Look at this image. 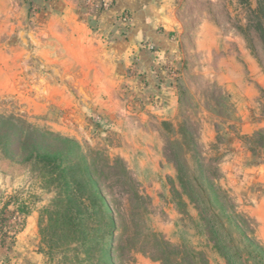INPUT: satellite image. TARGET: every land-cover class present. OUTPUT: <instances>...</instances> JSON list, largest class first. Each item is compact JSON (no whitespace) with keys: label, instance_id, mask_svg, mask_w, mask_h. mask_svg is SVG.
<instances>
[{"label":"rangeland","instance_id":"374dc122","mask_svg":"<svg viewBox=\"0 0 264 264\" xmlns=\"http://www.w3.org/2000/svg\"><path fill=\"white\" fill-rule=\"evenodd\" d=\"M176 3L175 94L147 129L129 117L122 133L117 117L86 107L83 90L70 96L76 112L0 95V118L80 142L75 160L81 169L89 162L112 217V264H227L217 234L245 258L246 235L264 246V0ZM50 170L0 146V264H23L22 255L106 264L100 244L86 252L69 205L55 203L63 182ZM106 221L89 220V229ZM86 236L102 242L106 231Z\"/></svg>","mask_w":264,"mask_h":264},{"label":"crops","instance_id":"0c3cea01","mask_svg":"<svg viewBox=\"0 0 264 264\" xmlns=\"http://www.w3.org/2000/svg\"><path fill=\"white\" fill-rule=\"evenodd\" d=\"M176 2L115 0L98 11L87 0H0V95L76 112L70 96L83 90L86 107L117 117L122 133L129 117L133 129H147V119L163 116L175 94L168 70L178 54ZM123 11L131 13L128 27L119 19ZM30 258L22 255L21 263L32 264Z\"/></svg>","mask_w":264,"mask_h":264},{"label":"trees","instance_id":"16d2710c","mask_svg":"<svg viewBox=\"0 0 264 264\" xmlns=\"http://www.w3.org/2000/svg\"><path fill=\"white\" fill-rule=\"evenodd\" d=\"M263 8L264 4L259 3L257 9L262 12ZM126 26L128 27L129 24ZM24 134L25 140L22 137ZM0 146L13 160H35L50 166L52 173H58V179L63 183L55 203L68 204L71 218L76 219L75 215L77 216V229L85 238L82 245L86 252L90 254V249H94L93 246L99 247L100 244V259L106 264H112V217L109 215L105 197L98 187V181L94 178L89 162L85 159L84 169H81L75 160V156L81 152L80 142L75 138L43 132L37 128L25 130L12 119L2 117ZM97 217L106 218L107 221L102 226L98 225L97 229H89V220ZM104 229L106 236L102 242H99V239H94L96 242L87 239L88 231L89 234L93 230L99 233ZM230 241L232 240L218 234L215 237L216 248L224 255L227 264H264V246L261 243L246 235L250 256L245 258L241 250L231 245ZM1 242L5 245L3 240Z\"/></svg>","mask_w":264,"mask_h":264},{"label":"built area","instance_id":"2783aa9c","mask_svg":"<svg viewBox=\"0 0 264 264\" xmlns=\"http://www.w3.org/2000/svg\"><path fill=\"white\" fill-rule=\"evenodd\" d=\"M114 2L115 0H87V5L89 6L91 10L96 9L98 11H102V10L110 9L114 5ZM119 19L122 22H125L126 24H128L131 22V13L129 11H123L119 15ZM150 48L152 49L153 46L151 45Z\"/></svg>","mask_w":264,"mask_h":264}]
</instances>
